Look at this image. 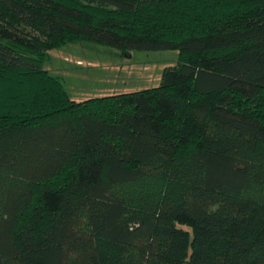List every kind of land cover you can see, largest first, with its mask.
Returning <instances> with one entry per match:
<instances>
[{"label": "trees", "instance_id": "trees-1", "mask_svg": "<svg viewBox=\"0 0 264 264\" xmlns=\"http://www.w3.org/2000/svg\"><path fill=\"white\" fill-rule=\"evenodd\" d=\"M78 43L178 60L76 102ZM183 263L264 264V0H0V264Z\"/></svg>", "mask_w": 264, "mask_h": 264}, {"label": "rangeland", "instance_id": "rangeland-1", "mask_svg": "<svg viewBox=\"0 0 264 264\" xmlns=\"http://www.w3.org/2000/svg\"><path fill=\"white\" fill-rule=\"evenodd\" d=\"M177 60V51L122 54L114 48L78 43L49 51L44 68L61 79L72 100L81 102L157 87L164 69Z\"/></svg>", "mask_w": 264, "mask_h": 264}]
</instances>
